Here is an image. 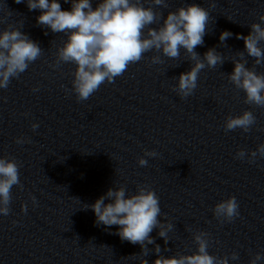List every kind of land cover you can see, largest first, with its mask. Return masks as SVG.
I'll return each mask as SVG.
<instances>
[{"label":"clouds","instance_id":"obj_1","mask_svg":"<svg viewBox=\"0 0 264 264\" xmlns=\"http://www.w3.org/2000/svg\"><path fill=\"white\" fill-rule=\"evenodd\" d=\"M69 2L71 9L62 10L58 0H15L16 4L26 3L29 11L40 10L36 18L39 26L67 36L62 46L57 48L56 61L51 66L75 65L72 91L78 101L88 100L101 85L105 82L113 83L131 64L141 61L145 53L153 50L178 60L183 49L187 60L191 62L189 71L175 77L178 84L173 90L181 98L193 94L202 70L221 67L225 62L223 54L215 47L209 48L203 57L195 51L197 46L204 44L210 19L209 11L198 3H189L186 7L168 11L164 17L163 13L155 11L153 7H145L142 0H97L95 8L92 0H64V3ZM152 4L168 7L166 0H152ZM210 7L215 8V3L210 4ZM161 19L162 24L159 23ZM259 21L250 25L251 31L247 36L236 35L237 39L244 41V51L236 53L239 59L231 60L234 69L226 75L236 89L245 93L244 103L264 108V73L255 70V65L264 63V47L261 46L264 43V15L259 17ZM232 36V32L222 31L219 36L221 45H225L224 42ZM245 53L254 58L252 68L246 67L248 60ZM42 54L43 49L38 42L13 25L9 24L0 31V89H6L13 78H19ZM151 62L162 63L160 55H153ZM33 91L38 89L34 88ZM255 124L253 112L245 110L240 115L227 116L223 127L226 133L238 128L247 133ZM38 126L33 123L32 129ZM25 142L23 138L16 139L17 144ZM246 155L249 156V163H254L258 155L264 157V144L258 145L250 154L241 149L236 158L244 159ZM144 156L156 157L157 152L145 151ZM138 164L147 166L148 160L141 157ZM20 167L14 158L0 157V214L5 216L10 212L13 186L22 187ZM31 199L35 204V197ZM106 200L109 202L105 203ZM89 208L95 214L97 225L102 224L106 228L118 226L115 234L122 241L139 244L144 255H147V245L155 243L150 235L154 229H159V237L167 244L168 233L174 227L171 222L161 223L158 219L161 216L160 200L149 186H138L135 194H127L123 185L109 188L93 204L83 205V209ZM21 210L26 212L27 205H22ZM213 213L217 219L231 222L239 216L236 197L231 196L217 203ZM194 243L197 248L192 254H178L168 258L161 254L160 245L157 244L154 251L158 258L153 264H229V259L239 258L236 252L230 257L209 254V234L206 232L195 233ZM262 259L264 256L257 253L250 264H257ZM140 264H148V261L141 259Z\"/></svg>","mask_w":264,"mask_h":264}]
</instances>
